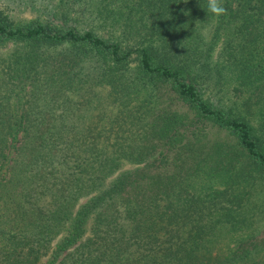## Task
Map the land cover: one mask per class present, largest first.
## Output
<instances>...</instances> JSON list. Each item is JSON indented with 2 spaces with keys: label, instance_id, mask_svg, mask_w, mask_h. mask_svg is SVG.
Listing matches in <instances>:
<instances>
[{
  "label": "trees",
  "instance_id": "16d2710c",
  "mask_svg": "<svg viewBox=\"0 0 264 264\" xmlns=\"http://www.w3.org/2000/svg\"><path fill=\"white\" fill-rule=\"evenodd\" d=\"M14 2L0 264H264V0L220 18L207 0H42L48 17L23 23ZM90 82L117 101L107 126L84 121ZM163 84L192 118L152 110ZM203 122L235 147L205 143Z\"/></svg>",
  "mask_w": 264,
  "mask_h": 264
},
{
  "label": "rangeland",
  "instance_id": "374dc122",
  "mask_svg": "<svg viewBox=\"0 0 264 264\" xmlns=\"http://www.w3.org/2000/svg\"><path fill=\"white\" fill-rule=\"evenodd\" d=\"M9 9H7L8 14L19 23H23L26 21H29L31 19H44L47 18V14L45 11H43V8L41 5H39L40 1L42 0H15ZM47 0H45L46 2ZM7 0H0V7L4 8V3H6ZM49 5V4H48ZM12 45L8 44L7 48H0V53L5 54L7 50H11ZM83 89L81 90L80 96H78L80 99H83L87 102L90 101L92 103V109H87V119H84L85 123L88 122V118L91 117L92 121L91 123H96L99 125H105L107 126L110 123V119L114 115L116 102L112 101V96L110 95V88L108 85H99L98 83H86L84 85ZM143 93V91H142ZM141 93V94H142ZM140 94V93H139ZM155 94L157 100H155L153 103L152 110H154L157 114H164L166 111L168 114H172V111H175L177 116H179L180 121H188L193 116V111L189 109V107L186 105L185 102H183L178 97H175V93L173 90L170 89V86L167 84H163L161 86H157L155 89ZM75 96V95H73ZM76 97V96H75ZM155 99V98H154ZM87 104L85 103L82 107L85 110L87 107ZM160 111H165L163 113H160ZM104 115L107 117V120L101 119L104 117ZM186 117H190L189 119H185ZM148 118V117H147ZM101 119V120H99ZM204 125L203 129L206 133L205 137V143H209L210 141H220V142H227L228 145L235 147V138L229 134L227 131L223 129H219L218 127H215L207 122H203ZM200 126V125H198ZM201 126V127H202ZM153 141V139H152ZM171 156V155H170ZM169 156V159H170ZM128 165H125L124 168H126ZM257 186H255L256 188ZM264 185L262 186V188ZM264 195V188L262 190L256 191L253 193V195L250 197V202H259V200ZM253 205V204H251ZM260 236V235H259Z\"/></svg>",
  "mask_w": 264,
  "mask_h": 264
},
{
  "label": "clouds",
  "instance_id": "9594fccd",
  "mask_svg": "<svg viewBox=\"0 0 264 264\" xmlns=\"http://www.w3.org/2000/svg\"><path fill=\"white\" fill-rule=\"evenodd\" d=\"M207 9L216 18L227 15L225 0H207Z\"/></svg>",
  "mask_w": 264,
  "mask_h": 264
}]
</instances>
